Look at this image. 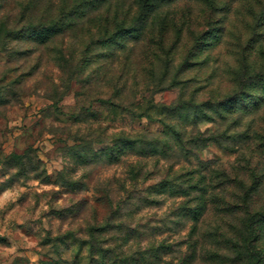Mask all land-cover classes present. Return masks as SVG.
I'll list each match as a JSON object with an SVG mask.
<instances>
[{"label": "rangeland", "instance_id": "obj_1", "mask_svg": "<svg viewBox=\"0 0 264 264\" xmlns=\"http://www.w3.org/2000/svg\"><path fill=\"white\" fill-rule=\"evenodd\" d=\"M55 1L0 50V264H264V0Z\"/></svg>", "mask_w": 264, "mask_h": 264}, {"label": "trees", "instance_id": "obj_2", "mask_svg": "<svg viewBox=\"0 0 264 264\" xmlns=\"http://www.w3.org/2000/svg\"><path fill=\"white\" fill-rule=\"evenodd\" d=\"M11 0H0V8L5 7L8 2ZM43 0H14V2L22 6V11L19 14V20H13L10 21V13H12V10H9L8 18L3 19L0 22V50L3 48H8V45L10 44L12 39H17V37H27L28 39H32L37 42V40L44 41L46 38H51L54 35H56L59 31L65 29V24L63 21H47L46 18H42L44 22H34L32 21V17L29 16L32 15V9L33 8H40L43 3H41ZM46 0H44L45 2ZM49 4L46 3L47 9L43 11L42 17L44 14L46 17L50 14V9L55 6L56 1L55 0H48ZM63 2V0H62ZM85 3H88L87 0H81L80 2L76 3L78 6H85ZM43 6V5H42ZM75 13V12H74ZM66 16V13H65ZM82 18L89 17L87 14H82ZM23 23V24H22ZM61 25H60V24ZM123 30V29H121ZM121 140V139H120ZM127 140V141H126ZM122 140L120 143H122L123 147L133 145L134 143L141 142L136 139H126ZM132 140V141H131ZM135 145V144H134ZM93 252L96 250V246L93 247ZM98 264H102L98 262Z\"/></svg>", "mask_w": 264, "mask_h": 264}]
</instances>
